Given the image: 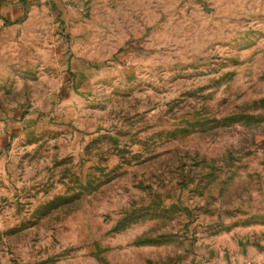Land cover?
Masks as SVG:
<instances>
[{"label":"rangeland","instance_id":"374dc122","mask_svg":"<svg viewBox=\"0 0 264 264\" xmlns=\"http://www.w3.org/2000/svg\"><path fill=\"white\" fill-rule=\"evenodd\" d=\"M19 7L0 264H264V0Z\"/></svg>","mask_w":264,"mask_h":264},{"label":"crops","instance_id":"0c3cea01","mask_svg":"<svg viewBox=\"0 0 264 264\" xmlns=\"http://www.w3.org/2000/svg\"><path fill=\"white\" fill-rule=\"evenodd\" d=\"M19 2L20 0H0V15L2 18L15 17L19 15Z\"/></svg>","mask_w":264,"mask_h":264}]
</instances>
